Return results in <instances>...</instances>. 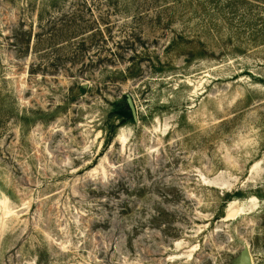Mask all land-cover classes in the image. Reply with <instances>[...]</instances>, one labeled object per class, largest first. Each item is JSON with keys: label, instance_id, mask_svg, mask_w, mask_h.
I'll list each match as a JSON object with an SVG mask.
<instances>
[{"label": "rangeland", "instance_id": "obj_1", "mask_svg": "<svg viewBox=\"0 0 264 264\" xmlns=\"http://www.w3.org/2000/svg\"><path fill=\"white\" fill-rule=\"evenodd\" d=\"M245 245L264 264V0H0V264Z\"/></svg>", "mask_w": 264, "mask_h": 264}, {"label": "water", "instance_id": "obj_2", "mask_svg": "<svg viewBox=\"0 0 264 264\" xmlns=\"http://www.w3.org/2000/svg\"><path fill=\"white\" fill-rule=\"evenodd\" d=\"M127 103L131 109L133 118L135 121L138 120V110L132 95L127 94ZM232 264H253L251 250L248 245H245L240 254L234 259Z\"/></svg>", "mask_w": 264, "mask_h": 264}, {"label": "trees", "instance_id": "obj_3", "mask_svg": "<svg viewBox=\"0 0 264 264\" xmlns=\"http://www.w3.org/2000/svg\"><path fill=\"white\" fill-rule=\"evenodd\" d=\"M117 117L121 119L120 124L126 123L127 121H134L131 109L127 103L126 96L114 105ZM113 114V113H112Z\"/></svg>", "mask_w": 264, "mask_h": 264}]
</instances>
